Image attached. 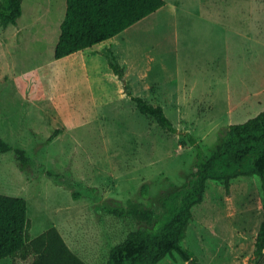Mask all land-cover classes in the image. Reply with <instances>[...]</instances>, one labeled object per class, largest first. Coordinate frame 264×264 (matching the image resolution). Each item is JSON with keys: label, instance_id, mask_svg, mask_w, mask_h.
I'll use <instances>...</instances> for the list:
<instances>
[{"label": "rangeland", "instance_id": "rangeland-1", "mask_svg": "<svg viewBox=\"0 0 264 264\" xmlns=\"http://www.w3.org/2000/svg\"><path fill=\"white\" fill-rule=\"evenodd\" d=\"M167 1L172 10L163 19L174 24L179 58L173 82L144 79L135 92L126 79L136 95L161 104L177 133L112 91L96 104L82 55L55 58L67 0H23L18 24L0 26V138L29 159L22 169L14 151H0V193L27 201L31 237L55 227L88 264H103L114 244L147 226L111 214L115 200L160 215L163 198L190 180L195 159L185 134H194L208 158L223 127L264 110V0ZM133 34L128 28L119 40ZM103 44L117 54L116 44ZM262 195L258 176L232 180L229 193L209 180L183 247L201 264H252ZM159 264L191 263L175 253Z\"/></svg>", "mask_w": 264, "mask_h": 264}, {"label": "trees", "instance_id": "trees-1", "mask_svg": "<svg viewBox=\"0 0 264 264\" xmlns=\"http://www.w3.org/2000/svg\"><path fill=\"white\" fill-rule=\"evenodd\" d=\"M23 0H0V26L17 25L23 14ZM166 4L165 0H67L66 14L55 46V58H63L95 44L105 42L130 28ZM105 53V52H104ZM105 57L110 68L125 86L127 96L143 115L156 119L170 133L177 128L159 103L147 101L129 88L127 66L108 47ZM61 129H56L52 141ZM193 147L195 168L192 177L163 198L160 215L139 203L117 206L108 211L118 217L130 216L138 223L124 239L114 244L103 264H159L167 256L179 254L191 264H201L194 252L183 247L192 208L200 204L209 180L222 182L226 191L238 177L258 176L263 195V220L260 224L252 264H264V110L242 123L222 128L213 153L206 158L201 144L192 133L185 134ZM185 145V142H182ZM0 151H14L26 169V151L0 138ZM144 194L148 187L144 184ZM11 258L20 264H88L70 248L61 232L51 227L36 237L30 234L28 203L22 197L0 193V260Z\"/></svg>", "mask_w": 264, "mask_h": 264}, {"label": "crops", "instance_id": "crops-1", "mask_svg": "<svg viewBox=\"0 0 264 264\" xmlns=\"http://www.w3.org/2000/svg\"><path fill=\"white\" fill-rule=\"evenodd\" d=\"M165 1L166 4L163 7L129 28V30L134 31L133 36L129 40H119V37L128 31V29L109 39L110 43L118 46L116 50L117 54H119L121 63H125L127 66L126 77L133 80V90L135 92H137L138 85L143 83L141 81L144 79L149 80L151 84L167 81L168 83L173 82L169 77L174 74V64L175 61H179V58L175 55L177 50L175 47L174 24L171 22V27H169L170 22H165L163 19L167 15V12L172 10V8H168L169 2ZM211 13H215V11H211ZM154 15H159L161 20L155 24L152 21H147ZM105 42L73 53V56L82 55L83 69L92 84L93 100L96 104L103 97L110 100L111 96L109 97V95L111 91L117 97H122V99L129 98L123 88V84L110 78L113 75V71L105 57L104 50L100 47V45L104 47L103 43ZM86 50L93 52L85 55L84 52ZM150 57L155 61V66H151ZM128 76L133 78H129ZM176 77L175 74L173 78L175 79ZM134 78H139L140 82L138 83ZM95 83L99 84L98 91L94 90ZM229 110L232 111L234 109L230 107Z\"/></svg>", "mask_w": 264, "mask_h": 264}]
</instances>
